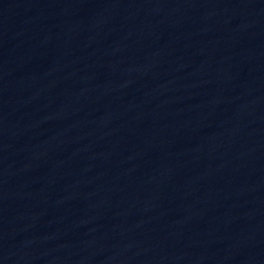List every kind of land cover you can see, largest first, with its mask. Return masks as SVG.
Segmentation results:
<instances>
[{
    "label": "water",
    "instance_id": "1",
    "mask_svg": "<svg viewBox=\"0 0 264 264\" xmlns=\"http://www.w3.org/2000/svg\"><path fill=\"white\" fill-rule=\"evenodd\" d=\"M0 264H264V0H0Z\"/></svg>",
    "mask_w": 264,
    "mask_h": 264
}]
</instances>
